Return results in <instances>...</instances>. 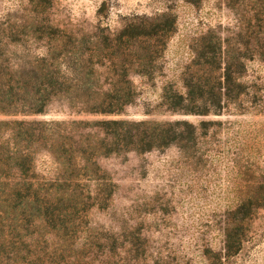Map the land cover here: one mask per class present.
<instances>
[{
  "label": "trees",
  "instance_id": "16d2710c",
  "mask_svg": "<svg viewBox=\"0 0 264 264\" xmlns=\"http://www.w3.org/2000/svg\"><path fill=\"white\" fill-rule=\"evenodd\" d=\"M25 1L29 16L15 21L18 29L0 32V264H94L89 252L100 243L110 241L112 255L117 250L114 233L96 235L89 226V211L106 209L116 188L98 160L172 145L194 157L221 121L107 117L134 101L131 73L152 78L158 70L173 16L74 32L46 17L51 0ZM224 1L232 15L228 34L200 35L185 91L163 87L162 114L219 116L261 98L260 85L247 82L245 72L250 61L264 66V0ZM104 7L103 1L98 15ZM193 68L200 74L193 76ZM55 99L73 115L101 117L28 118L45 114ZM39 154L49 157L46 174L36 170ZM247 181L223 213V258L239 252L264 207V176ZM215 259L210 264L220 263Z\"/></svg>",
  "mask_w": 264,
  "mask_h": 264
},
{
  "label": "rangeland",
  "instance_id": "374dc122",
  "mask_svg": "<svg viewBox=\"0 0 264 264\" xmlns=\"http://www.w3.org/2000/svg\"><path fill=\"white\" fill-rule=\"evenodd\" d=\"M103 1L104 11L98 15ZM30 13L25 0H0V32L18 29L15 21ZM164 14L173 16L175 25L158 70L152 78L131 73L134 101L123 113L107 117L185 118L194 124L217 119L221 124L200 140L194 157L172 145L142 154L127 152L100 158V166L116 188L106 209L89 211V226L96 235L114 233L117 250L112 255L107 246L110 241L103 242L89 256L94 264H210L213 257L218 264H264V207L249 223L239 252L228 258L221 253L223 213L233 201V192L247 188L250 174L264 176V66L257 61L246 63L245 80L258 83L262 96L253 105L245 104L243 112L229 109L219 116H177L162 114L158 106L166 84L185 91L183 80L190 73L187 68L200 35L212 29L222 36L228 34L232 15L225 1L51 0L46 11L53 24L74 32L92 31L96 26L114 31L129 19L160 18ZM191 73L200 74L194 68ZM83 117L101 116L73 115L64 100L55 99L45 114L28 118ZM49 165V157L39 154L36 170L44 172ZM121 242L130 251L123 250Z\"/></svg>",
  "mask_w": 264,
  "mask_h": 264
}]
</instances>
